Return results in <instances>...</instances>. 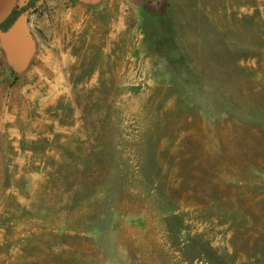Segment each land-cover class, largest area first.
I'll return each mask as SVG.
<instances>
[{
  "label": "rangeland",
  "instance_id": "1",
  "mask_svg": "<svg viewBox=\"0 0 264 264\" xmlns=\"http://www.w3.org/2000/svg\"><path fill=\"white\" fill-rule=\"evenodd\" d=\"M29 21L23 74L0 44V264H264V0Z\"/></svg>",
  "mask_w": 264,
  "mask_h": 264
},
{
  "label": "water",
  "instance_id": "2",
  "mask_svg": "<svg viewBox=\"0 0 264 264\" xmlns=\"http://www.w3.org/2000/svg\"><path fill=\"white\" fill-rule=\"evenodd\" d=\"M33 0H0V44L8 65L15 74H23L30 66L35 52L36 40L30 25V15L44 0H38L34 7H29ZM84 4H98L102 0H77ZM19 10L17 17L6 27H1L13 13Z\"/></svg>",
  "mask_w": 264,
  "mask_h": 264
},
{
  "label": "trees",
  "instance_id": "3",
  "mask_svg": "<svg viewBox=\"0 0 264 264\" xmlns=\"http://www.w3.org/2000/svg\"><path fill=\"white\" fill-rule=\"evenodd\" d=\"M20 12H18V11H15L14 13H13V15L8 19V21L6 22V23H4L1 27H6V26H8L16 17H17V15L19 14Z\"/></svg>",
  "mask_w": 264,
  "mask_h": 264
},
{
  "label": "flooded vegetation",
  "instance_id": "4",
  "mask_svg": "<svg viewBox=\"0 0 264 264\" xmlns=\"http://www.w3.org/2000/svg\"><path fill=\"white\" fill-rule=\"evenodd\" d=\"M37 1H38V0H33L31 3H34V2L36 3ZM31 3H30V4H31ZM30 4H29V6H31Z\"/></svg>",
  "mask_w": 264,
  "mask_h": 264
},
{
  "label": "bare ground",
  "instance_id": "5",
  "mask_svg": "<svg viewBox=\"0 0 264 264\" xmlns=\"http://www.w3.org/2000/svg\"><path fill=\"white\" fill-rule=\"evenodd\" d=\"M10 1H12V0H10Z\"/></svg>",
  "mask_w": 264,
  "mask_h": 264
}]
</instances>
